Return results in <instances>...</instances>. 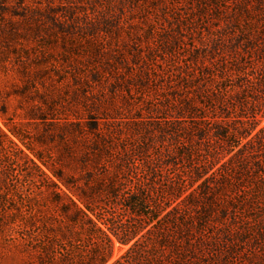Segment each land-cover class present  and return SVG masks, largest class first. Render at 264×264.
<instances>
[{"label":"trees","instance_id":"trees-1","mask_svg":"<svg viewBox=\"0 0 264 264\" xmlns=\"http://www.w3.org/2000/svg\"><path fill=\"white\" fill-rule=\"evenodd\" d=\"M183 1L189 16L196 10L206 17L216 12L218 34L201 53L190 56L186 71L170 74L176 78L170 83L167 106L178 122L171 136L177 150L170 157H187L194 165L190 187L204 179L179 201L189 187L171 183L166 191L177 203L164 215L165 207L159 205L163 200L157 204V166L150 152L155 135L139 123L134 131L122 123L114 126L103 105L119 112L118 92L129 90L127 84L137 76L124 52L106 47V40L94 33L86 41V54L73 42L63 43L67 49L61 60L31 50L20 54L17 50L31 33L41 36L40 25L29 17L24 28L14 21L0 23L6 53L16 48L21 57L16 67H23L24 84H34L49 108L64 98L56 105L62 108L60 115L54 106L57 116L43 117L49 122L48 136L58 138V153L30 149L51 172L29 159L42 171L45 189L58 207L44 234L28 230L21 235L40 264H105L113 243L110 233L123 244L133 241L112 264H199L202 256L195 253L204 251L207 225L217 224L211 219L218 215L217 208L223 217L239 210L264 215V126L252 134L264 119V0L178 3ZM38 82L47 87L41 90ZM64 84L67 88L61 91ZM167 129L161 126L157 137L163 138ZM131 135L142 143L130 140ZM139 170L147 175L144 183L136 178ZM201 200L208 206L192 214V206ZM118 205L143 222H121L113 211ZM36 210L25 227L35 226ZM82 234L94 246L87 251L79 250Z\"/></svg>","mask_w":264,"mask_h":264},{"label":"rangeland","instance_id":"rangeland-1","mask_svg":"<svg viewBox=\"0 0 264 264\" xmlns=\"http://www.w3.org/2000/svg\"><path fill=\"white\" fill-rule=\"evenodd\" d=\"M178 1L0 0V23L14 21L24 28L25 19L29 17L33 19V24L41 27V36L31 33L29 40L24 41L17 50L20 54L31 50L48 54L53 60H61L66 55L64 42L77 44L86 54L85 51L89 50L86 41L94 33L106 40V47L124 52V57L132 65V73L137 76L127 84L129 90H119V112L107 104L103 105L108 109L109 120L114 126L122 123L134 131L136 123H139L142 130L150 129L155 135L150 152H154V165L157 166V204L164 201L159 204L165 207L162 215L204 179L190 187L195 177L194 165L187 157H170L177 150L171 136L178 123L167 106L170 83L176 78V75L171 78L170 74L186 71L185 63L190 56L196 51L201 53L203 46L210 45L211 39L218 34L214 26L218 24L216 12H209L206 17L196 10L189 16L188 4L184 1L179 4ZM15 45L14 41L13 47ZM13 49L6 53L7 49L0 39V264H40L35 250L24 244L21 235L28 230L44 234L50 216L57 213L58 207L51 202V195L45 189L42 171L35 168L29 159L35 160L43 171L51 172L30 149L58 153V138L48 136L49 122L43 117L57 116L55 110L60 115L59 109L62 111V108L56 105L62 103L64 98H58L57 104L51 105V108L56 106L54 111L48 104L45 105L39 96L41 92H35L34 84H24L23 67H16L21 57L15 54L16 48ZM137 78L143 79V82H137ZM37 85L41 90L47 87V84L42 86L40 82ZM124 85L121 84L122 87ZM66 88L64 84L61 91ZM2 109L6 112L3 113ZM179 125L185 127L187 123L179 122ZM161 126L168 127L163 138L157 137ZM263 126L264 119L252 134ZM129 130L126 132L129 133ZM136 136L131 135L129 139L139 145L142 139ZM170 160L174 162L169 163ZM145 177V172L139 170L137 180L144 183ZM175 182L181 183V187H189L176 202L166 191ZM207 204L206 200H201L198 205L192 206L191 213H202ZM34 210L38 215L35 226L28 224L25 227ZM219 210L220 207L217 208L218 215L211 218L217 224L211 221L207 225L209 230L204 251L195 253V256H202L197 262L264 264V215L239 210L235 216L229 212L223 217ZM113 211L123 223L138 225L143 222L142 218L132 215L121 205ZM244 229L249 231L244 233ZM110 236L113 243L105 264H112L121 258L133 243L123 244L112 233ZM79 239V250L87 251V248L94 247L85 234Z\"/></svg>","mask_w":264,"mask_h":264}]
</instances>
